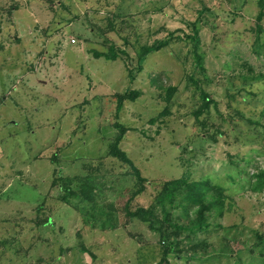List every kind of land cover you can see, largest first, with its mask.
<instances>
[{"label": "rangeland", "instance_id": "rangeland-1", "mask_svg": "<svg viewBox=\"0 0 264 264\" xmlns=\"http://www.w3.org/2000/svg\"><path fill=\"white\" fill-rule=\"evenodd\" d=\"M260 13L259 0H0V264H264ZM113 45L127 55L96 57ZM117 124L144 182L109 155ZM179 179L204 185V206L162 203Z\"/></svg>", "mask_w": 264, "mask_h": 264}, {"label": "trees", "instance_id": "trees-1", "mask_svg": "<svg viewBox=\"0 0 264 264\" xmlns=\"http://www.w3.org/2000/svg\"><path fill=\"white\" fill-rule=\"evenodd\" d=\"M259 7L261 10V13L259 15V20H262L264 18V0H259ZM165 45V44H164ZM160 47L158 46L157 48L154 49L157 50ZM152 49H147L145 48L143 50V52L140 54L139 56V63L142 64L145 60V57L147 56V54L149 52H151ZM120 54L123 55H127L126 52L117 49L114 45L112 47L109 48V51L107 53H96V57L100 58V57H104L106 60L108 61H116L119 57ZM199 60V58H197V61ZM173 88H170V90H172ZM174 90V89H173ZM139 93L138 92H134V91H128L125 94L122 95H118L119 98V103H118V108L119 110L122 108L123 106V102L128 100V101H135L138 97H139ZM202 101H203V106L202 108L199 110V112L197 113V115L199 117H201L206 110H208L210 108V105L213 104L212 100L210 99V97L205 94L204 92H202ZM170 96L168 98V101L170 100ZM117 128L119 130V134L116 136L114 142L111 144L110 146V152L109 155L118 159L119 161L129 165L130 167H132L133 169H135V171L137 172L138 175V180L141 182H144L143 177L140 174V171L136 168V166L134 165V163L132 162V160L128 157L127 153L124 152L121 149V143L124 139V136L126 135V133L128 132V128L122 124H117ZM203 186L201 183L199 184H192L191 186L188 185L186 179H179V180H175V181H171V182H167L163 185V192L160 194V198L163 196L162 198V203H165L166 200L168 199L167 194H170V198L171 203H173L172 201L174 200V198L177 196V194L179 193L180 195H182V199L185 202V205L187 204V206L191 205V206H199L202 207L203 205V201L205 198V190H203ZM184 188H187L186 190H183ZM181 191H184V193H181ZM166 194V196H165ZM165 197V199H164ZM204 209H206L204 207ZM146 212H144L143 210H139L136 213H134V215H141V217H144L143 215H145Z\"/></svg>", "mask_w": 264, "mask_h": 264}, {"label": "built area", "instance_id": "built-area-1", "mask_svg": "<svg viewBox=\"0 0 264 264\" xmlns=\"http://www.w3.org/2000/svg\"><path fill=\"white\" fill-rule=\"evenodd\" d=\"M74 42V41H73Z\"/></svg>", "mask_w": 264, "mask_h": 264}]
</instances>
